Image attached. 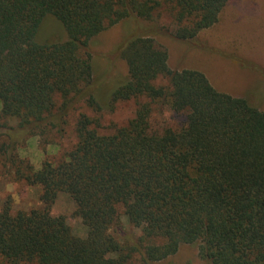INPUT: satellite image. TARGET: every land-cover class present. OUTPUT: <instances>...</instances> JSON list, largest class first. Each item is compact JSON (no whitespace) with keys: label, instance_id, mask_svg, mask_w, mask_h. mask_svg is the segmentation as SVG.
Instances as JSON below:
<instances>
[{"label":"trees","instance_id":"obj_1","mask_svg":"<svg viewBox=\"0 0 264 264\" xmlns=\"http://www.w3.org/2000/svg\"><path fill=\"white\" fill-rule=\"evenodd\" d=\"M229 0H0V117L30 138L64 133L75 142L35 170L18 160L15 178L38 187L40 207L0 210L6 264H161L195 245L208 264H264V111L254 96L216 91L200 72L171 71L157 47L169 8L182 43L211 29ZM47 18L64 40H39ZM126 38L107 55L90 47L107 29ZM132 24V26H131ZM122 60L126 74L100 73L95 59ZM113 68V67H112ZM133 102V116L111 132L93 113ZM259 102V104H258ZM170 111L178 128L157 132ZM69 120V122H68ZM69 123V124H68ZM14 148L0 145V154ZM15 156H7L12 163ZM18 165V166H19ZM75 203L86 236L72 235L52 207ZM141 234L123 233L120 217Z\"/></svg>","mask_w":264,"mask_h":264},{"label":"rangeland","instance_id":"obj_2","mask_svg":"<svg viewBox=\"0 0 264 264\" xmlns=\"http://www.w3.org/2000/svg\"><path fill=\"white\" fill-rule=\"evenodd\" d=\"M157 22L143 24L145 28L157 23L155 45L168 55V68L171 71L191 70L202 73L211 86L218 92L235 98L253 96L260 101L259 109L264 111V0H229L220 14L218 23L211 29L198 34L196 42L182 43L170 35L175 28L169 8L163 9ZM132 26V24H131ZM54 34L64 40L61 26L52 18H47L40 29L38 39L43 40ZM126 38L124 25L119 24L107 29L95 40L90 50L95 55H107ZM100 73L126 74L122 60L113 65L103 59H95ZM113 67V68H112ZM133 102L119 103L101 112L87 110L81 105L77 113H85L97 118L102 133L111 132L112 127L123 126L132 116ZM179 116L170 111L154 117L157 132L165 128L176 129L181 124ZM69 122V120H68ZM15 119L0 117V145L7 144L13 151L0 154V210L4 203L10 202L13 212L29 211L40 207V189L29 187L15 178L18 160L39 169L45 160H57L68 152L75 142L72 128H65L63 134L47 135L43 138H30L26 133L16 130ZM69 124V123H68ZM15 156L12 163L6 162L7 156ZM19 165V166H18ZM75 203L65 194H59L52 207L54 217H63L66 229L74 236L84 238L86 228L74 216ZM123 233L138 237L141 231L132 228L124 216L120 217ZM0 264H6L0 259ZM161 264H208L200 259L197 246H181L177 254Z\"/></svg>","mask_w":264,"mask_h":264}]
</instances>
